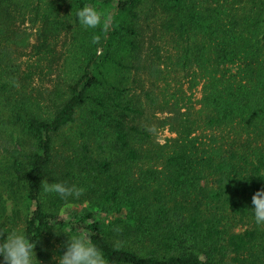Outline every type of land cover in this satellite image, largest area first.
<instances>
[{
	"label": "trees",
	"instance_id": "1",
	"mask_svg": "<svg viewBox=\"0 0 264 264\" xmlns=\"http://www.w3.org/2000/svg\"><path fill=\"white\" fill-rule=\"evenodd\" d=\"M85 4L110 17L107 30L78 23ZM148 11L167 47L145 57ZM25 23L37 52L75 34L80 64L47 109L8 49L30 44L17 31ZM179 76L190 91L202 83L200 108L156 93ZM152 124L175 136L159 143ZM45 180L85 192L42 198ZM261 189L264 0H0V232L22 229L37 260L48 262L54 241L62 255L67 233H87L107 264H264L252 210ZM73 204L86 210L62 217Z\"/></svg>",
	"mask_w": 264,
	"mask_h": 264
},
{
	"label": "rangeland",
	"instance_id": "2",
	"mask_svg": "<svg viewBox=\"0 0 264 264\" xmlns=\"http://www.w3.org/2000/svg\"><path fill=\"white\" fill-rule=\"evenodd\" d=\"M140 21V27L142 29V39L144 42V56H153L157 52V48H166L163 41H161L160 34V17L151 13L150 11ZM18 32L23 33L25 30L30 39V44L26 46H17L11 44L9 46L10 56L13 59V63L17 64L21 70L31 73L30 83L27 84L26 90H29L33 97H38L42 103L43 109L51 107L52 103L47 101L55 92L56 89H62L65 84L70 80V76L76 72L78 64H80V56L77 54V42L75 34L71 30H64L58 37L51 40L50 49L51 52H37L33 48V44H36L35 40V29L29 23H25L22 26H18ZM23 35V34H22ZM230 73H236L238 67L232 66ZM19 69V70H20ZM190 78L179 76L177 79L172 81V77H169V85H164L162 82L156 84V93L159 94V89L165 87L170 92L176 93L178 99H180L181 105H194L196 108H200L198 102L202 99V83L197 85L192 91L189 90ZM143 86L149 88L151 86L150 79L143 77ZM161 99V96H159ZM158 99V101H160ZM146 101V98L143 97ZM184 110V109H183ZM151 110L149 118L155 120L162 116L161 113ZM153 136L159 143H164L167 138L175 136L171 134L167 129H161L156 124H152ZM198 133V132H197ZM207 134V133H204ZM220 137L225 136L228 141L233 136L231 133L227 135H219ZM86 210L85 206L79 204H73L67 207L64 212L61 213L62 217H67L73 213H82ZM53 241V240H52ZM64 243H67L65 241ZM54 247L51 248V258L48 262L41 260L39 264H58V250L62 247L60 241H54Z\"/></svg>",
	"mask_w": 264,
	"mask_h": 264
},
{
	"label": "clouds",
	"instance_id": "3",
	"mask_svg": "<svg viewBox=\"0 0 264 264\" xmlns=\"http://www.w3.org/2000/svg\"><path fill=\"white\" fill-rule=\"evenodd\" d=\"M78 23L85 29H96L103 24L107 30L110 17L93 5H83L76 13ZM42 198L56 194L61 199H79L85 192L83 187L67 182H42ZM254 222L264 226V189L257 191L252 197ZM7 233L6 239L2 238ZM67 233V232H65ZM66 251L56 257L58 264H107L102 249L97 247L87 233L70 235ZM35 242L31 241L18 227H12L8 232H0V264H39L34 253Z\"/></svg>",
	"mask_w": 264,
	"mask_h": 264
}]
</instances>
